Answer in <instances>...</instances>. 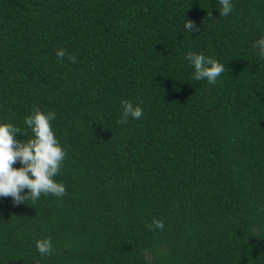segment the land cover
Wrapping results in <instances>:
<instances>
[{
	"label": "trees",
	"instance_id": "16d2710c",
	"mask_svg": "<svg viewBox=\"0 0 264 264\" xmlns=\"http://www.w3.org/2000/svg\"><path fill=\"white\" fill-rule=\"evenodd\" d=\"M232 4L0 0V123L27 140L54 112L65 152L63 196L0 198V264H264V0ZM190 51L225 65L215 84Z\"/></svg>",
	"mask_w": 264,
	"mask_h": 264
},
{
	"label": "clouds",
	"instance_id": "9594fccd",
	"mask_svg": "<svg viewBox=\"0 0 264 264\" xmlns=\"http://www.w3.org/2000/svg\"><path fill=\"white\" fill-rule=\"evenodd\" d=\"M218 4L219 16H228L233 10L232 0H218ZM208 15L212 16L211 11ZM184 28L191 33L200 30L192 20H185ZM252 48L257 50L259 57L264 58V36L256 39ZM65 54L63 49L56 51L58 59ZM68 59L75 61L74 56ZM184 59L194 69L192 77L197 81L207 80L209 84H215L225 71V65L203 53L190 51ZM121 106V122H126L128 117L139 119L143 115V109L138 104L122 100ZM54 119V112L45 113L38 108L26 115L23 123L32 133L27 140L19 138L25 134V130L13 123H0V198L10 197L13 205H19L29 199L35 203L42 194L56 197L65 194V186L55 179L65 152L52 129L51 121ZM17 164L20 166L14 167ZM153 224L157 229L163 228L160 220H154ZM52 247L50 238L36 241V249L41 256L49 255Z\"/></svg>",
	"mask_w": 264,
	"mask_h": 264
}]
</instances>
